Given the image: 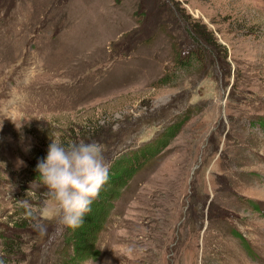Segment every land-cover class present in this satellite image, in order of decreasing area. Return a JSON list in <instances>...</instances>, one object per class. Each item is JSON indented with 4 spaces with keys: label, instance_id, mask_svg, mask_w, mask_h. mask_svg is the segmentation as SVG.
Instances as JSON below:
<instances>
[{
    "label": "rangeland",
    "instance_id": "1",
    "mask_svg": "<svg viewBox=\"0 0 264 264\" xmlns=\"http://www.w3.org/2000/svg\"><path fill=\"white\" fill-rule=\"evenodd\" d=\"M263 122L264 0H0V264L72 254L51 138L130 158L86 264H264Z\"/></svg>",
    "mask_w": 264,
    "mask_h": 264
},
{
    "label": "clouds",
    "instance_id": "2",
    "mask_svg": "<svg viewBox=\"0 0 264 264\" xmlns=\"http://www.w3.org/2000/svg\"><path fill=\"white\" fill-rule=\"evenodd\" d=\"M16 128H22L14 117ZM51 138V137H50ZM47 156L38 160L36 171L48 194L60 210V221L69 228H79L92 202L109 179V167L103 157V148L98 143L63 144L51 138ZM27 207L28 201H22Z\"/></svg>",
    "mask_w": 264,
    "mask_h": 264
},
{
    "label": "trees",
    "instance_id": "3",
    "mask_svg": "<svg viewBox=\"0 0 264 264\" xmlns=\"http://www.w3.org/2000/svg\"><path fill=\"white\" fill-rule=\"evenodd\" d=\"M191 26V33L193 35L189 33L197 40L196 42L199 48L204 49L205 46L212 44L201 29L194 24H191ZM187 28L190 29L189 27ZM200 39L205 43L203 44ZM128 160H130L129 157H124L122 161H118L119 164H114L109 170V179L107 183L102 187L99 196L92 202L91 210L85 214L83 224L76 229L69 228L71 234L68 237V243L69 246L72 247V254L65 257L62 260V264H86V261L98 252L95 248L98 234L104 226L109 211L107 206L110 203V199L117 192L113 187L107 190L105 187L108 185H117L115 187H118L127 177L132 175V169L127 163Z\"/></svg>",
    "mask_w": 264,
    "mask_h": 264
}]
</instances>
